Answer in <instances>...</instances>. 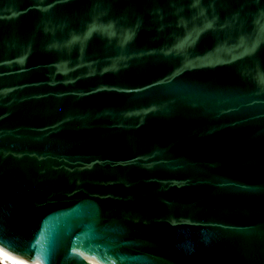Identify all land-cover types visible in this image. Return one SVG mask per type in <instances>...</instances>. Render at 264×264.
Here are the masks:
<instances>
[{
    "label": "water",
    "instance_id": "95a60500",
    "mask_svg": "<svg viewBox=\"0 0 264 264\" xmlns=\"http://www.w3.org/2000/svg\"><path fill=\"white\" fill-rule=\"evenodd\" d=\"M264 264V0H0V264Z\"/></svg>",
    "mask_w": 264,
    "mask_h": 264
}]
</instances>
